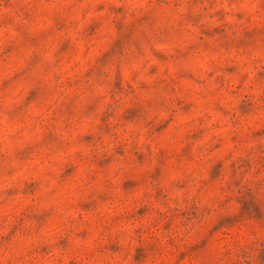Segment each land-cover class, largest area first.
<instances>
[{"label": "clouds", "instance_id": "9594fccd", "mask_svg": "<svg viewBox=\"0 0 264 264\" xmlns=\"http://www.w3.org/2000/svg\"><path fill=\"white\" fill-rule=\"evenodd\" d=\"M0 264H264V0H0Z\"/></svg>", "mask_w": 264, "mask_h": 264}]
</instances>
